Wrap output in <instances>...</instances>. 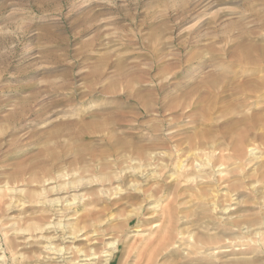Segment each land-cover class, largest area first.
Segmentation results:
<instances>
[{
  "label": "rangeland",
  "instance_id": "rangeland-1",
  "mask_svg": "<svg viewBox=\"0 0 264 264\" xmlns=\"http://www.w3.org/2000/svg\"><path fill=\"white\" fill-rule=\"evenodd\" d=\"M81 253L264 264V0H0V264Z\"/></svg>",
  "mask_w": 264,
  "mask_h": 264
},
{
  "label": "bare ground",
  "instance_id": "bare-ground-1",
  "mask_svg": "<svg viewBox=\"0 0 264 264\" xmlns=\"http://www.w3.org/2000/svg\"><path fill=\"white\" fill-rule=\"evenodd\" d=\"M58 202H59V200H57ZM68 204H70V202H67L66 203V205H68ZM57 206H59V204H57ZM61 221V220H60ZM61 225V223H54L52 226H51V224L50 225H45V226H43L44 228H47V229H49V227H50V229H51V227H56L57 228V226H60ZM71 237V236H70ZM47 238V237H46ZM109 245H112V248H115V242H111ZM48 249H50V251H52V254H57L58 255V258H60V259H62V261L64 260V255L66 254V251L64 250V248L63 247H56V246H48ZM93 258H89L90 257V255H84L83 253H81V256H80V258L81 259H79L80 261H89V260H93L90 264H94L95 263V259H98V256H97V254L96 253H93ZM108 256V255H107ZM66 259V258H65ZM106 262L108 261L107 259L105 260ZM89 264V263H88Z\"/></svg>",
  "mask_w": 264,
  "mask_h": 264
}]
</instances>
